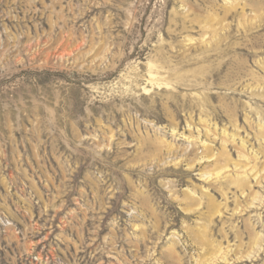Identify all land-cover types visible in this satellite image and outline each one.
Masks as SVG:
<instances>
[{"label": "rangeland", "instance_id": "rangeland-1", "mask_svg": "<svg viewBox=\"0 0 264 264\" xmlns=\"http://www.w3.org/2000/svg\"><path fill=\"white\" fill-rule=\"evenodd\" d=\"M0 264H264V0H0Z\"/></svg>", "mask_w": 264, "mask_h": 264}, {"label": "bare ground", "instance_id": "bare-ground-1", "mask_svg": "<svg viewBox=\"0 0 264 264\" xmlns=\"http://www.w3.org/2000/svg\"><path fill=\"white\" fill-rule=\"evenodd\" d=\"M245 171V170H244ZM243 172V171H242ZM241 173V172H240ZM245 174V173H244ZM246 174H247V171H246ZM238 176V175H237ZM240 176V175H239ZM241 177V176H240ZM239 178V177H238Z\"/></svg>", "mask_w": 264, "mask_h": 264}]
</instances>
